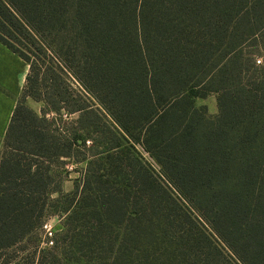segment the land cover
<instances>
[{"label":"trees","instance_id":"16d2710c","mask_svg":"<svg viewBox=\"0 0 264 264\" xmlns=\"http://www.w3.org/2000/svg\"><path fill=\"white\" fill-rule=\"evenodd\" d=\"M0 41L29 64L0 264H28L61 212L36 264H264V0H0ZM210 93L216 114L196 104ZM63 158L85 163L67 193Z\"/></svg>","mask_w":264,"mask_h":264},{"label":"rangeland","instance_id":"374dc122","mask_svg":"<svg viewBox=\"0 0 264 264\" xmlns=\"http://www.w3.org/2000/svg\"><path fill=\"white\" fill-rule=\"evenodd\" d=\"M74 81V80H73ZM74 87L76 89H81L79 84L74 81ZM26 104L34 109L35 111L39 112L41 111V108L43 106V103L40 101H35L32 98H28L26 101ZM197 105H205L208 109V111L211 114H216L218 112V105H217V93H210L205 98H197L196 99ZM76 114H63V122L65 120L75 119ZM60 123V126L63 128L65 127L64 123ZM139 152L154 166V168L159 171L160 168L157 165V163L149 156V153H147L140 145L137 146ZM6 155V153H5ZM63 163L54 162V166L57 165L56 168V177L55 179L57 182H59L60 187L62 189L63 193H67L72 191L75 188L76 183L81 177V173L83 168L85 167L84 162H75L74 160L70 158H63ZM58 193H53L50 197L52 199L58 197ZM65 217V213L61 212L58 214L51 213L47 216L45 220V224L48 225L49 229H46L45 225L42 228H39L36 230V233L32 234L31 237H29V241L24 243V249L19 250V256L24 257L26 259V262L28 264H36V259L34 260L33 252L34 250H38V246H43L44 240L46 241V236L50 235L48 233L49 230L53 232H59L63 225V220ZM51 236V235H50ZM33 258V259H32ZM14 260L12 261L13 264Z\"/></svg>","mask_w":264,"mask_h":264},{"label":"crops","instance_id":"0c3cea01","mask_svg":"<svg viewBox=\"0 0 264 264\" xmlns=\"http://www.w3.org/2000/svg\"><path fill=\"white\" fill-rule=\"evenodd\" d=\"M28 71V62L0 41V153Z\"/></svg>","mask_w":264,"mask_h":264},{"label":"built area","instance_id":"2783aa9c","mask_svg":"<svg viewBox=\"0 0 264 264\" xmlns=\"http://www.w3.org/2000/svg\"><path fill=\"white\" fill-rule=\"evenodd\" d=\"M261 62H262V59H259V60H258V63H261ZM45 227H46V229H49V227H48L47 224L45 225ZM48 233L52 236L53 231L49 230ZM50 235H49V236H50Z\"/></svg>","mask_w":264,"mask_h":264}]
</instances>
